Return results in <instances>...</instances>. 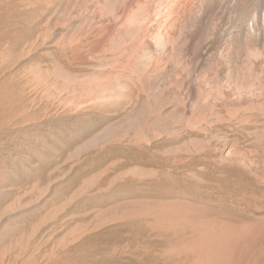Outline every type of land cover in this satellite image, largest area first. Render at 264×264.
Instances as JSON below:
<instances>
[{"label":"bare ground","instance_id":"bare-ground-1","mask_svg":"<svg viewBox=\"0 0 264 264\" xmlns=\"http://www.w3.org/2000/svg\"><path fill=\"white\" fill-rule=\"evenodd\" d=\"M39 6L45 21L34 42L57 32L68 64H89L76 71L58 59L47 69L34 63L30 73L74 109L117 111L69 158L170 139L163 155L181 162L215 154L222 182L245 175L264 200V0L29 2ZM228 128L245 133L248 144L231 139ZM208 171L202 165L186 175L205 182ZM122 173L163 176L140 164ZM151 198L117 201L97 216L146 219L163 242L164 264H264V208L242 213Z\"/></svg>","mask_w":264,"mask_h":264},{"label":"rangeland","instance_id":"rangeland-1","mask_svg":"<svg viewBox=\"0 0 264 264\" xmlns=\"http://www.w3.org/2000/svg\"><path fill=\"white\" fill-rule=\"evenodd\" d=\"M31 1L0 0V264H164L163 242L146 219L98 217L117 201L172 197L242 213L264 208L249 177L234 173L221 181L215 154L181 162L163 155L170 139L151 149L110 145L69 158L117 111L74 109L36 81L34 63L47 69L59 59L72 67L55 43L57 32L34 42L45 16ZM227 130L248 144L245 133ZM132 164L163 176L149 181L122 173ZM202 165L209 168L205 182L187 177Z\"/></svg>","mask_w":264,"mask_h":264}]
</instances>
